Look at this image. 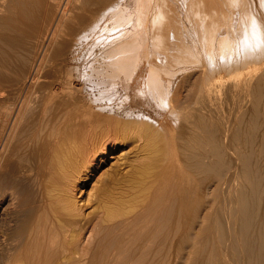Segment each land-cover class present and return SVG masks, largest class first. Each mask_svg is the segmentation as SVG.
<instances>
[{
	"label": "bare ground",
	"instance_id": "obj_1",
	"mask_svg": "<svg viewBox=\"0 0 264 264\" xmlns=\"http://www.w3.org/2000/svg\"><path fill=\"white\" fill-rule=\"evenodd\" d=\"M128 139L130 182L78 196ZM124 254L264 264V0H0V264Z\"/></svg>",
	"mask_w": 264,
	"mask_h": 264
},
{
	"label": "rangeland",
	"instance_id": "obj_2",
	"mask_svg": "<svg viewBox=\"0 0 264 264\" xmlns=\"http://www.w3.org/2000/svg\"><path fill=\"white\" fill-rule=\"evenodd\" d=\"M199 60L201 62H204L205 60H207V58L204 57V56H201V57H199ZM195 75L196 74L190 75V77H189V75H187L190 79L188 77H186V75H185L184 76V80H183V77H182V79H180L181 82L180 83L178 82L181 85H178V83H177V85L180 86V87L179 88H175V89H179V90L181 89V90L180 91L179 90L178 91L177 90L174 91V95L177 94V98H175L176 97L175 96L174 97V100L176 99L175 102L177 104H180L179 105L180 107L184 106L186 103L187 104H190L193 101L192 99H194V95L195 94H193V93L190 94V93L195 91L194 88H193V84H192V83H194L198 79V76H195ZM195 77H197V78H195ZM194 79H195V81H194ZM194 84H196V86H197L198 82L196 81ZM177 85H176V87H177ZM189 85L190 86L192 85V86L190 87ZM186 87H188L187 90H186ZM189 87L190 88H193V90L190 91V88ZM184 88H185L186 91L184 90ZM187 91L188 92L190 91L188 93L190 96H187L186 95L187 94ZM176 92H178V93H176ZM185 96H186V98L188 100L187 99H184ZM189 97H193V98L191 99ZM179 98H182V102L184 100V102L188 101L189 103L186 102V103H183V105H181L182 103L179 101ZM232 108H233V106H232V103L230 101L229 102H222V103L218 104V109L221 112V114L224 115V116H229L232 113ZM129 140H131V142L133 141L132 139H128V141L126 140V141L119 142V145L116 148V152L113 155L110 156L108 162L104 161V163L101 166V169L99 170V172L95 175V177H91L89 179L90 180L89 183L87 185L83 186V188L81 190V193L78 196H81L82 195L83 198H85L87 194H91L93 192H101L106 187H111V186L112 187H117V186H120L121 184H124L123 182H125V181H129L130 182V180H129L130 177L125 176V175H124L125 177H122L123 176L122 173H124V171H126V169L125 170L123 169V166L124 165H122V164H123V162H125L124 161L125 158H123L122 156L126 152L131 151V148H132L131 147L132 146V143ZM125 155H127V154H125ZM115 170H116V172L113 173ZM128 171L131 172L132 170L128 169ZM127 173H129V172L126 171V173H124V174H127ZM110 174H112V176H109ZM121 177L124 178V179H122ZM123 180H125V181H123ZM208 181H209V178L206 177V176L199 177V179L197 181V185H198V187H197V193H194V192H193L194 194H190L189 193V196H193V198L195 196V199H196L198 205L203 202L204 193H205V185L207 184ZM129 182H127L128 185H129ZM125 185H126V182H125ZM174 202H176L174 196H171L167 200V210H166L167 211V214L165 213V215H164V218H165V216H167L166 217L167 219H163V220H165V222H163V223H165L164 225H171L172 219L174 218L173 217V214H174L173 212H175L174 209H173ZM88 210H90V209H88ZM122 210H123L122 206H116V208L114 209V213L119 216V214L122 213ZM103 232L105 234V235L103 234L104 235L103 238L104 237L107 238V239L104 238V240H107V241H104V243H105L104 245L105 246H108L110 248H111V246H117V245L120 246V244H121V236H119L118 232H116L114 229H112V230L109 229V230L102 231V233ZM106 233H108V236L106 235ZM89 238H90V233L88 232L84 236V243H86ZM108 242H109V244H108ZM105 246H104V248L103 247L101 248V251H102V249L103 250L105 249ZM134 248H135L134 245H131L130 246V249L132 251L134 250ZM107 249L108 248L106 247V250ZM106 250H105V252H106ZM127 262H128V257H126V255L124 254L122 256V258H121V261H119L117 264H128ZM144 264H149V263H144Z\"/></svg>",
	"mask_w": 264,
	"mask_h": 264
}]
</instances>
